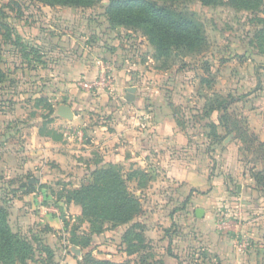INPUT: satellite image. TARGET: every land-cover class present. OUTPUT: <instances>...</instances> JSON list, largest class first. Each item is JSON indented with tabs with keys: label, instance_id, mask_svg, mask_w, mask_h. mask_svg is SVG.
I'll return each mask as SVG.
<instances>
[{
	"label": "rangeland",
	"instance_id": "1",
	"mask_svg": "<svg viewBox=\"0 0 264 264\" xmlns=\"http://www.w3.org/2000/svg\"><path fill=\"white\" fill-rule=\"evenodd\" d=\"M110 1L0 0V207L32 248L22 264H264V0L255 12L158 1L200 30L198 45L166 54L143 27L108 23ZM112 62L129 71L112 75ZM100 74V90L83 87ZM60 106L84 116L72 124ZM133 108L156 112L186 136L190 156L205 157L207 192L191 198L168 179L161 150L140 164L98 149L96 128ZM49 142L71 147L65 163ZM105 170L140 207L126 224L82 214L81 192Z\"/></svg>",
	"mask_w": 264,
	"mask_h": 264
},
{
	"label": "trees",
	"instance_id": "2",
	"mask_svg": "<svg viewBox=\"0 0 264 264\" xmlns=\"http://www.w3.org/2000/svg\"><path fill=\"white\" fill-rule=\"evenodd\" d=\"M45 4L83 6L96 0H41ZM158 1L176 2L181 0H111L106 7L108 23L143 27L156 51L167 53L170 47L191 49L201 41L200 30L191 21L175 15ZM203 5L228 6L233 9L259 11L262 0H198ZM2 74L0 72V80ZM93 183L82 191L79 204L82 214L91 223L95 220L108 221L112 227L126 224L139 212L137 200L128 194L124 180L113 171H96ZM88 189V190H87ZM101 230L100 228L98 229ZM128 230V229H127ZM124 239L126 237V232ZM32 248L18 239L7 222V212L0 207V264H22ZM115 264L108 260L92 261L90 264Z\"/></svg>",
	"mask_w": 264,
	"mask_h": 264
},
{
	"label": "crops",
	"instance_id": "3",
	"mask_svg": "<svg viewBox=\"0 0 264 264\" xmlns=\"http://www.w3.org/2000/svg\"><path fill=\"white\" fill-rule=\"evenodd\" d=\"M105 68L112 69V75L114 72L120 76H125L127 74L126 72L129 71L124 67L123 69H119L116 64H113V62L112 64L106 65ZM70 109L73 115V119L70 121V123H76L78 120L82 119V116H84L82 111L75 113L73 108ZM122 114L123 115L119 116L118 113L114 114L115 121L112 123L113 129L111 128L106 130L104 126H100L95 130L100 138L98 139L100 142L97 144L98 149L106 152L109 155V158H111L110 160H114V158L122 159L121 162L125 163L131 159H134L138 160L140 164H148L153 158V156H148L150 155V152L152 150H161L162 158L166 160L165 165L168 164V167L170 168L168 169L169 172H167L168 179L177 181L182 184V186L187 187L188 196L194 198V195L189 193L194 194L196 190L201 191V193H205L209 188H211L209 178L210 173L208 172L207 168L208 163H205L204 156H201L200 158L197 157V159H194L195 156H190L191 147L184 134L179 132L177 129V132H175V130L172 129L173 126L171 125L162 127L163 123L165 122L160 116L156 115V112L154 111L133 108V110L130 111L125 110ZM166 123H170V121ZM101 138L104 140L101 141ZM50 144L51 143L49 142L48 146H51L49 147L51 150H53L52 148H56V145ZM83 146L84 144H82L80 148ZM68 148L71 149L70 146L66 148L63 147L61 149L60 147L54 149L52 152L53 160L59 164L65 163L68 157L66 153L69 150ZM81 150L83 151V149H79L78 152H81ZM130 153H133V157L131 158L129 156ZM237 188L239 190V186H237ZM191 190L195 191L192 192ZM241 198H244L242 194H240V198L238 199ZM239 204L237 207L238 211L242 209L241 206L244 205V203L240 204V206ZM196 209L199 208H193L194 214ZM202 210L203 218L201 221L206 223L208 220V215L206 217V210ZM205 230H208V228ZM232 231L237 232L235 230ZM229 232L230 234L233 233L231 231ZM238 256L239 252H237L235 257L236 263L240 262L241 260Z\"/></svg>",
	"mask_w": 264,
	"mask_h": 264
},
{
	"label": "built area",
	"instance_id": "4",
	"mask_svg": "<svg viewBox=\"0 0 264 264\" xmlns=\"http://www.w3.org/2000/svg\"><path fill=\"white\" fill-rule=\"evenodd\" d=\"M107 77L105 74H100L98 77L91 79L90 81H86L83 83V87L90 91L100 90L103 86H105L107 82Z\"/></svg>",
	"mask_w": 264,
	"mask_h": 264
},
{
	"label": "water",
	"instance_id": "5",
	"mask_svg": "<svg viewBox=\"0 0 264 264\" xmlns=\"http://www.w3.org/2000/svg\"><path fill=\"white\" fill-rule=\"evenodd\" d=\"M132 91H133L132 88L129 89V93L126 95V98L129 99V100H131L132 97H133ZM59 113L62 116H64V117H70V116H72V111H71V109H70L69 106H60L59 107ZM195 215L198 218L203 217V210L202 209H196Z\"/></svg>",
	"mask_w": 264,
	"mask_h": 264
}]
</instances>
